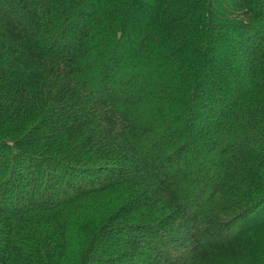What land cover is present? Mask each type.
I'll use <instances>...</instances> for the list:
<instances>
[{
	"label": "trees",
	"instance_id": "1",
	"mask_svg": "<svg viewBox=\"0 0 264 264\" xmlns=\"http://www.w3.org/2000/svg\"><path fill=\"white\" fill-rule=\"evenodd\" d=\"M0 264H264V0H0Z\"/></svg>",
	"mask_w": 264,
	"mask_h": 264
}]
</instances>
